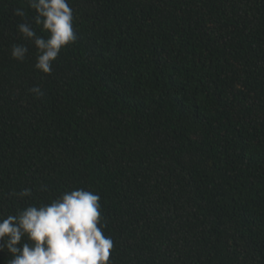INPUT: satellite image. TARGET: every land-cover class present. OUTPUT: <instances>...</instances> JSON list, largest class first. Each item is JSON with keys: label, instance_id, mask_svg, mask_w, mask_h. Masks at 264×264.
<instances>
[{"label": "trees", "instance_id": "obj_1", "mask_svg": "<svg viewBox=\"0 0 264 264\" xmlns=\"http://www.w3.org/2000/svg\"><path fill=\"white\" fill-rule=\"evenodd\" d=\"M69 3L46 75L0 0V214L84 188L111 264H264V0Z\"/></svg>", "mask_w": 264, "mask_h": 264}, {"label": "clouds", "instance_id": "obj_2", "mask_svg": "<svg viewBox=\"0 0 264 264\" xmlns=\"http://www.w3.org/2000/svg\"><path fill=\"white\" fill-rule=\"evenodd\" d=\"M35 12L32 22L17 24V32L36 48L34 68L46 75L63 48L76 40L74 13L69 0H27ZM14 16L25 18L27 10L16 7ZM33 24L36 27H33ZM47 35H38L36 28ZM29 49L13 44L11 58L24 61ZM36 99L45 91L38 85L28 88ZM47 191V185H41ZM10 196L32 198L31 188L13 190ZM100 196L84 188L64 191L50 203H30L15 214H0V252L7 251V264H111L113 239L105 236Z\"/></svg>", "mask_w": 264, "mask_h": 264}]
</instances>
